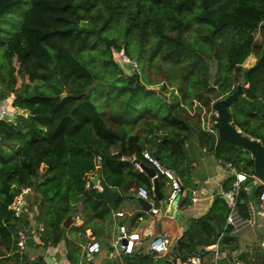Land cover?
<instances>
[{
  "label": "trees",
  "instance_id": "obj_1",
  "mask_svg": "<svg viewBox=\"0 0 264 264\" xmlns=\"http://www.w3.org/2000/svg\"><path fill=\"white\" fill-rule=\"evenodd\" d=\"M114 46L137 56V65L151 56L168 63L178 91L168 95L167 84L158 91L136 70L125 74L114 60ZM252 52L257 59L245 66ZM243 69L246 82L230 103L232 119L264 141V0H0V100L12 94L18 110L16 118L0 114V264H50L43 252L31 256L33 251L18 245L19 228L37 229L39 222L45 228L31 237L35 244L66 239L69 260L79 263L82 244L70 232L82 228L78 233L86 241L91 226L96 238L103 237L100 223L120 209L123 195L107 200L93 181L98 172L112 189L135 191L146 184L160 203L152 177L134 160L151 164L145 148L191 182L194 158L187 139L194 125L185 114L187 104L195 97L213 107L214 99L236 86ZM113 97L106 114L104 101ZM144 104L158 118L144 132L133 130ZM202 126L197 136L206 149L254 171L248 147ZM158 174L163 189L166 178ZM25 185L33 186L35 196L30 190L17 212L14 201ZM248 198L243 188L238 208L244 215ZM229 207L219 195L210 211L192 218L173 247L180 264L200 243L216 240ZM80 208L85 220L64 225L70 213L81 217ZM161 227L174 236L177 219L162 214ZM122 253L129 258L125 264H156L159 258L145 248ZM85 257L95 262L86 252Z\"/></svg>",
  "mask_w": 264,
  "mask_h": 264
},
{
  "label": "crops",
  "instance_id": "obj_2",
  "mask_svg": "<svg viewBox=\"0 0 264 264\" xmlns=\"http://www.w3.org/2000/svg\"><path fill=\"white\" fill-rule=\"evenodd\" d=\"M12 96L8 97V100L6 102H3L4 106L0 108L1 114H7L2 113L3 109L9 108L10 112H15L13 110L14 105L10 103L12 100ZM17 107V106H16ZM19 110L21 107H18ZM8 115V114H7ZM199 138L197 135H191L190 138L187 139V144L189 145V157L191 156V177H192V183L190 185H187L181 176L183 183H184V189L181 192V194L178 197V202L181 201V203L176 207V210L174 212L166 211L165 207H163L162 201L160 199V203H157V200L154 198V195L151 197H145L143 196L138 189L135 191H132V194H125L128 196V200L133 202V205H130L133 207V210L128 211V208L121 206L120 209L125 210L124 214H117L116 209L112 210V213L109 214L107 219L110 216H113L114 223L111 225L112 229L109 228L107 231H101L102 236L101 238H97L101 243V249L99 252L96 253V255L93 253L91 254L89 251H86L84 248V243L81 250V257L80 261L77 264H88V260L85 257V252L89 254V256H92L95 262L93 261L92 264H125V261L129 258L124 256L125 254H119V253H113V249L110 251L109 245L112 243L113 236L117 232V225L120 221H124L127 223L128 227L130 229H135L140 231L141 233V239H138L136 249H142L145 248L146 250L149 249V241L153 236L159 234L160 232L167 231L166 229H163L161 227V215L170 213L171 215L175 216L177 219V234L172 236L173 238V244L171 245L170 250L166 252H155L158 254H165L166 260L164 264H168V260L171 258L172 255H174V245L177 242V239L184 233V231L187 229V227L190 225V222L192 218L199 217L212 208L213 204L216 201V198L219 195H222L225 200H227V197L225 196V190L227 187L225 185L230 184L229 183V177L235 173H233L230 168L227 166L220 157H218L214 151L208 150L205 148V145H203L201 142L199 145L198 143ZM207 153L206 156L204 153ZM188 157V158H189ZM202 160V164L204 165L206 175L203 177H198L197 172H200L199 168L196 169V166L200 165V161ZM225 164V165H224ZM151 176V175H150ZM152 177V176H151ZM153 179V177H152ZM231 186V185H230ZM229 186V187H230ZM196 187L198 199L193 200V190L192 188ZM165 188H167V184L165 183ZM165 188H163L164 192ZM133 189V188H132ZM249 191V190H248ZM143 196L147 198V200L150 202L151 206L149 208L145 207L144 204L141 202L140 196ZM256 196V194H255ZM159 199V198H158ZM249 199H256L254 198H248ZM154 200V201H153ZM228 202V201H227ZM229 204V202H228ZM158 207L156 211H153L152 208L154 206ZM248 205V201H247ZM230 206V204H229ZM231 210V207H229V211L226 216V220L224 221L223 225L218 228V230L215 232V238L216 240L212 243H200L197 248H203L204 249V261L203 264H235L234 258L235 256L244 258L245 260L257 263V262H264V253L257 248V244L252 245L248 242V240L243 237V233L248 228V225L246 227H242L238 229L237 231L233 230L232 226L227 223V217ZM259 212L256 214V222L258 215L264 216L263 211L261 213V209L258 210ZM177 213V215H176ZM244 213V212H242ZM129 216H125V215ZM251 211L248 207V212L245 216H250ZM82 217L79 219L74 218V223H81ZM104 223V221H102ZM257 224V223H256ZM257 228V226H256ZM254 228V230H256ZM87 234L92 235L93 228L91 226H88L86 228ZM95 236V235H93ZM245 240V241H244ZM145 241L147 243L146 246H144ZM243 245L249 247V248H243ZM251 246V247H250ZM109 247V248H108ZM154 252V251H153ZM128 252H126L127 254ZM36 255L34 251L31 253V256ZM60 255V256H59ZM159 257V256H158ZM157 257V258H158ZM47 260L49 261L48 257L46 256ZM156 258V259H157ZM52 259H54L58 264H73L72 261L69 260L68 256L63 257L62 252H58L56 254L52 255ZM90 263V262H89ZM156 264L159 263V258L157 259ZM177 264H180V260L177 262Z\"/></svg>",
  "mask_w": 264,
  "mask_h": 264
},
{
  "label": "built area",
  "instance_id": "obj_3",
  "mask_svg": "<svg viewBox=\"0 0 264 264\" xmlns=\"http://www.w3.org/2000/svg\"><path fill=\"white\" fill-rule=\"evenodd\" d=\"M126 57H129L126 54ZM130 58V57H129ZM128 58V59H129ZM196 99V98H195ZM197 103L200 102L198 99ZM13 101V98L12 100ZM214 108V107H213ZM215 110V108H214ZM9 112L10 109L4 108L2 113ZM214 116L213 112L209 117L205 119L203 124L204 127L208 128L212 132H215L217 136H219V132L214 125ZM144 155L149 159L151 164L156 168L157 173L160 172L165 175L166 184H167V192H165V196L169 201V204L177 207L179 205L178 197L184 189L183 180L178 173V171L171 165L166 164L157 154H155L151 149L145 148L143 150ZM136 164L143 169L141 166L140 160L134 159ZM225 163L230 168V170L235 173V178L232 180V185L225 190L227 194V201L230 204L231 210L227 217V223L230 224L233 230L237 231L242 227H246L248 225H256V214L259 212L258 210H264V180L258 177L253 171L250 173L249 171L241 168L238 164L233 162L232 160H225ZM253 177L258 185H261V189L259 191V195L257 199H249L248 207L250 208L251 215L245 216L242 212H240L238 208V199L240 191L244 188L246 190L250 189V184L243 183L244 179ZM98 187H101L99 183H95ZM134 188V186H133ZM33 189L31 185H25L22 190L16 195L14 206L17 212H21L24 209V202L26 200V194ZM138 191L145 197H151L150 188L146 184H140L138 186ZM154 189V182H153ZM193 200L198 199L197 188L193 187ZM154 201V200H153ZM117 214H124L125 210L118 209L116 210ZM80 217H77L79 219ZM117 232L113 236L112 244L114 245L113 253L122 254V252H131L137 245L138 239H141V233L138 230L130 229L126 222L120 221L117 225ZM32 226H22L19 228L18 235V245L20 248H24L28 244V240L36 233H41L45 228V224L43 222H39L38 228H31ZM173 238L169 234L168 231L160 232L159 234L153 236L149 241V249L156 250V252H166L170 250L171 245L173 244ZM84 249L89 251L91 254L99 251L101 249L100 241L92 236L90 240H87L84 244ZM181 257L172 255L168 260V264H177ZM54 260V259H53ZM204 261V249L196 248L193 251L188 252L187 258L185 259L186 264H203ZM235 264H264V262L252 263L244 258L235 256L234 258ZM55 264H58L56 262Z\"/></svg>",
  "mask_w": 264,
  "mask_h": 264
},
{
  "label": "rangeland",
  "instance_id": "obj_4",
  "mask_svg": "<svg viewBox=\"0 0 264 264\" xmlns=\"http://www.w3.org/2000/svg\"><path fill=\"white\" fill-rule=\"evenodd\" d=\"M187 31H188V34H192V32H193L192 28L188 29ZM112 50H113L114 60L122 68V70L125 74L131 73V72L136 70V71H139L141 73L143 80L147 83L148 86H152L158 91H164L163 84H167L168 88L165 91L167 92L168 95H171L172 88H175L178 91V88H177L178 86L176 85V83L174 81L177 77L175 76L174 79L172 80L171 75L168 74V72H167V69L169 66L168 63H160L157 58H155L154 56H151V57H148L145 60L146 62H144L142 65H140V64L135 65V63L133 64V62H131V60L135 61L134 57L133 58L132 57H130V58L126 57V54L127 55H129V54L126 53V51L123 48L118 49L117 47L114 46ZM256 59H257V55L254 52H252L251 54H249L246 57L243 64L245 66H249L252 63H254L256 61ZM118 72H120V71H118ZM11 96H12V94H11ZM11 96L9 95L8 97H11ZM8 97L4 98L3 100H0V107L4 106L3 102H6V100H8ZM115 99L116 98L113 97L112 99H110V101H104L103 109H104V112L106 114H109L112 112L111 106H112V102ZM196 99H195V97L193 98V103L191 105L187 104V108L189 109V111L188 112H187V110L185 111L186 116L191 118L193 121V125H194V129H193L194 134L193 135H199L197 133V128H199L200 126H202L204 124L205 119L207 117H209V115H211L212 112H215V110L212 106H208L204 102H203V104L197 103ZM13 110H17V107L15 105H14ZM17 111H15V114H14L15 118L18 114V113H16ZM19 112H25V111L19 110ZM161 113L163 114L164 112H161ZM0 114H1V112H0ZM136 114L139 115L140 120L133 121L132 122V128H133V130L139 129L142 132L145 131L146 127L150 124V122L152 120L158 118L155 115V113L150 112V110L147 108V106L145 104L143 107L140 108V111L136 112ZM165 114H166V112L164 113V115ZM202 127H204V126H202ZM207 130H209V129H207ZM198 143L200 146H202L200 144V140L198 141ZM204 154L206 156L208 155L206 152ZM250 155H252V154L250 153ZM199 161H200V165L196 166V169L199 168L200 172H197L195 174H197L198 177H203L204 175H206V172H204L205 168H204V165L202 164L203 161L202 160H199ZM42 165H43V162H42ZM42 165H41V167H42ZM191 183L192 182H189V183L187 182V185H190ZM165 191H167V188H165ZM33 194L35 196L34 188L30 192V195H33ZM161 201H162L161 204H164L165 208L168 211L174 212L176 210V207L174 205L169 204L167 196H165L163 199H161ZM120 205L128 208V211L133 210V207L130 206V205H133V202L129 201L128 196L125 194L122 195V198L120 200ZM81 208L78 209V213H79V216H81L82 219L85 220V216H84L85 213L81 210ZM176 215H177V213H176ZM125 216H129V215L126 214ZM114 222L115 221H114L113 216H110L107 221H105L104 223H100V225H101L100 230L101 231H107L109 228L112 229L111 225ZM256 226H257V228H256ZM254 228H256V230H254ZM80 229H82V228H80ZM80 229H75V230H73V232H70V236H74L75 237L74 241L77 242L78 244L83 245V243L85 244L87 240L85 241L84 239H81L82 236H80L78 233V232H80ZM75 233H76V236H75ZM86 233H87V230H86ZM93 235L94 234L89 236L88 240H90ZM242 236L245 237L250 244H252V245L257 244V248H259L264 253V216L259 214L257 217V224L248 226V228L246 229V231L243 233ZM147 243H148V241L147 242L145 241L144 246H146ZM69 247H70V245L66 239H62L59 243L49 244L48 246L44 247L42 244L36 245L34 240L31 238L29 244L24 249L25 250L27 249V251H29V250L34 251V253H37V251L38 252L41 251L48 257L50 264H55L56 261L52 259V255L56 254L58 252H62L63 257L65 258V257H67V251H68ZM243 248L246 249L249 247L243 245ZM34 249H36V250H34ZM158 256H159V263L164 264L165 260H166L165 254H163V253L158 254ZM95 260H97V259H95Z\"/></svg>",
  "mask_w": 264,
  "mask_h": 264
},
{
  "label": "water",
  "instance_id": "obj_5",
  "mask_svg": "<svg viewBox=\"0 0 264 264\" xmlns=\"http://www.w3.org/2000/svg\"><path fill=\"white\" fill-rule=\"evenodd\" d=\"M135 58H137V56ZM245 82L246 69H243L236 86L225 95L213 100L212 103L213 107L215 108V112H213V116L215 118L214 125L218 129L220 138H225L239 143L251 150L252 156L254 158V171L258 177L264 180V141L262 138L244 131L240 126H238V124L234 122L231 115L230 103L243 92ZM258 94L260 95L259 91ZM262 97L264 100V96ZM21 109L23 108L21 107ZM141 166L153 177L154 192L159 199H163L165 197V192L161 188L160 176L157 173L156 168L153 165L147 164L145 162H141ZM93 181L101 185V187H99V191L109 201L118 199L122 194L129 195L133 193L130 190L127 191L121 190L119 188H110L108 183L100 178V172L95 175ZM243 183L250 184L249 197L254 198L258 188V182L254 178H247L243 180ZM225 196L227 197V194H225ZM140 199L145 207L149 208L151 206L147 198L141 195ZM162 205L165 207L164 204ZM165 210L168 211L166 208ZM262 214H264V210ZM73 220L74 216L72 213H70L63 223L64 225H69ZM154 252H156V250H154Z\"/></svg>",
  "mask_w": 264,
  "mask_h": 264
},
{
  "label": "clouds",
  "instance_id": "obj_6",
  "mask_svg": "<svg viewBox=\"0 0 264 264\" xmlns=\"http://www.w3.org/2000/svg\"><path fill=\"white\" fill-rule=\"evenodd\" d=\"M129 57H131L130 55H128ZM134 60L135 61H133V60H131V62H133V64L135 63V65L137 64L136 63V58L134 57ZM10 103H12L13 104V101H10ZM9 109V108H8ZM14 111H16V110H14ZM8 112V111H7ZM7 112H5V113H7ZM10 112V111H9ZM10 113H13V115L11 116V117H15V115H14V113L15 112H10ZM3 115H6V114H3ZM152 165V164H151ZM250 179H253L252 177L250 178ZM75 218V217H74Z\"/></svg>",
  "mask_w": 264,
  "mask_h": 264
}]
</instances>
